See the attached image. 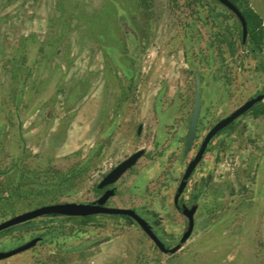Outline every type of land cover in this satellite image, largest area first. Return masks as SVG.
Listing matches in <instances>:
<instances>
[{
	"label": "rangeland",
	"instance_id": "rangeland-1",
	"mask_svg": "<svg viewBox=\"0 0 264 264\" xmlns=\"http://www.w3.org/2000/svg\"><path fill=\"white\" fill-rule=\"evenodd\" d=\"M230 1L245 42L213 0H0V225L97 201L98 184L144 150L108 206L136 210L175 248L189 228L174 203L189 163L264 94V0ZM181 204L199 208L173 255L127 217L47 216L0 232V252L43 238L0 264H264V102L212 141Z\"/></svg>",
	"mask_w": 264,
	"mask_h": 264
},
{
	"label": "water",
	"instance_id": "water-1",
	"mask_svg": "<svg viewBox=\"0 0 264 264\" xmlns=\"http://www.w3.org/2000/svg\"><path fill=\"white\" fill-rule=\"evenodd\" d=\"M224 7H226L229 11H231L242 24L243 27V39L244 42L248 36V24L247 21L239 10V8L230 0H213ZM201 85L200 79L197 77V93L195 97V105L194 112L189 128L188 140L185 155H189L192 151L194 143L197 140V131L200 122L201 112H202V96H201ZM264 102V94L257 96L256 98L251 99L246 102L242 107L233 112L230 116L220 121L217 125H215L211 131L206 135L197 155L195 158L189 163L184 176L181 180L179 188L177 190L175 196V207L177 210L181 211V213L187 217L189 220V228L187 232L184 234L183 238L179 242V244L173 249H167L166 245L159 239L158 235L155 233L153 227L150 223L145 220L142 216H140L136 210L133 209H123V208H113L108 206V202L113 199L117 195V189L114 186L121 180V178L133 169L138 162L145 156L146 151L140 150L126 159L124 162L115 167L102 181L98 184L97 189L99 191L108 189L97 201L91 203H58L52 205H46L35 210L24 213L20 216H16L5 223L0 225V232L4 230H8L19 225L37 220L39 218L47 217V216H60V217H68V218H88L99 215L106 216H121L127 217L134 220L140 228L144 231V233L155 243L158 249L167 255H173L179 252L186 243L191 239L194 229H195V216L198 211L199 206L193 205L191 208H188L185 205H181V197L184 194L188 184L191 180V177L199 164L202 162L205 157L206 152L209 149L212 141L226 128L235 123L242 116L249 113L255 106ZM139 131H142V127H140ZM43 238L38 237L29 243L18 247L14 250L8 252H0V262L25 253L33 248H35L40 242H42Z\"/></svg>",
	"mask_w": 264,
	"mask_h": 264
},
{
	"label": "flooded vegetation",
	"instance_id": "flooded-vegetation-1",
	"mask_svg": "<svg viewBox=\"0 0 264 264\" xmlns=\"http://www.w3.org/2000/svg\"><path fill=\"white\" fill-rule=\"evenodd\" d=\"M108 189H109V188H108ZM108 189H105V190H102V191H99V190H98V191L100 192V197H101V196H102V195H103ZM100 197H99V198H100ZM94 202H95V201H94ZM181 205H184V204H181Z\"/></svg>",
	"mask_w": 264,
	"mask_h": 264
},
{
	"label": "trees",
	"instance_id": "trees-1",
	"mask_svg": "<svg viewBox=\"0 0 264 264\" xmlns=\"http://www.w3.org/2000/svg\"><path fill=\"white\" fill-rule=\"evenodd\" d=\"M198 132V131H197Z\"/></svg>",
	"mask_w": 264,
	"mask_h": 264
}]
</instances>
